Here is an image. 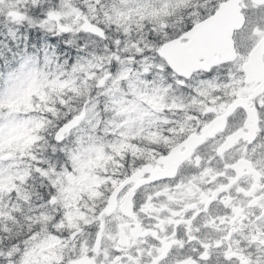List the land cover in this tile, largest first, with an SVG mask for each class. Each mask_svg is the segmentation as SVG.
<instances>
[{
  "label": "snow or ice",
  "instance_id": "1",
  "mask_svg": "<svg viewBox=\"0 0 264 264\" xmlns=\"http://www.w3.org/2000/svg\"><path fill=\"white\" fill-rule=\"evenodd\" d=\"M0 264H264V0H0Z\"/></svg>",
  "mask_w": 264,
  "mask_h": 264
}]
</instances>
